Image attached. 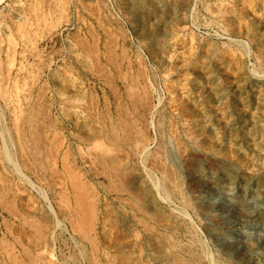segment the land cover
Wrapping results in <instances>:
<instances>
[{
    "label": "rangeland",
    "instance_id": "374dc122",
    "mask_svg": "<svg viewBox=\"0 0 264 264\" xmlns=\"http://www.w3.org/2000/svg\"><path fill=\"white\" fill-rule=\"evenodd\" d=\"M0 264H264V0H3Z\"/></svg>",
    "mask_w": 264,
    "mask_h": 264
},
{
    "label": "bare ground",
    "instance_id": "6f19581e",
    "mask_svg": "<svg viewBox=\"0 0 264 264\" xmlns=\"http://www.w3.org/2000/svg\"><path fill=\"white\" fill-rule=\"evenodd\" d=\"M3 0H0V3L2 2Z\"/></svg>",
    "mask_w": 264,
    "mask_h": 264
}]
</instances>
